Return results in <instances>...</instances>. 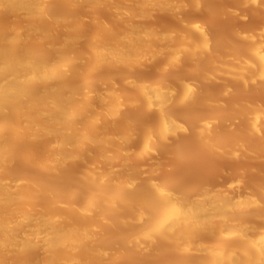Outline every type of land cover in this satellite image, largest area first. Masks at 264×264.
Instances as JSON below:
<instances>
[{"label": "bare ground", "instance_id": "6f19581e", "mask_svg": "<svg viewBox=\"0 0 264 264\" xmlns=\"http://www.w3.org/2000/svg\"><path fill=\"white\" fill-rule=\"evenodd\" d=\"M14 14L26 22L24 29L11 22L4 23L5 15ZM33 17L44 18L55 26L67 27L70 22L68 15L55 12L50 2L0 0V264H102L106 248H91L89 242L103 238L102 229L116 223L134 229L129 238L119 234L128 248L139 245L142 251L139 238L147 242L157 238L172 242L184 253L192 251L180 239L190 240L194 232L217 224L219 231L215 240L223 243L204 251L200 256L204 264H264V234L252 238L241 224L233 223V214L229 213L233 203L228 194L207 192L201 186L182 188L180 183L186 179L183 177L153 180L139 179L136 170L129 177L118 173L117 168L128 165L126 146L132 137L133 124L145 132L144 137L134 138V143L139 144L138 152L146 156L154 153L157 145H164L170 136L187 134L184 126L176 121L174 108L188 104L192 95L188 92L192 90L183 86L187 91L178 93L174 86L161 82V78L171 75L166 67L158 71L159 79L155 81L149 82L144 77L125 78L128 87L122 95H117L120 87L113 78L120 66L128 63L125 73L130 74L139 64V57L144 56L147 64L161 54L148 45L153 34L128 26L124 34L114 37V47L89 44L90 55L85 65L97 81L108 83V89L95 94L100 101L96 104L98 111L87 119V129L74 133L78 118L88 109L80 101L90 97L91 87L80 89L71 83L75 71H70L72 59L67 57L70 43L66 39L60 46L48 43L49 38ZM104 29L109 30L111 26L106 25ZM100 30L97 27L94 31L95 37L100 36ZM193 31L205 36L201 47L207 49L204 27L195 24ZM166 36L169 40L173 34ZM180 37L175 51L164 53L172 67L181 65L184 40L189 45L188 57H196L195 39ZM75 74L80 79L87 78L82 71ZM171 77L180 83L176 75ZM133 104L138 106L134 113L127 108ZM148 112L154 113L155 125H150ZM101 124L104 130L91 135L90 130ZM6 135L12 136L19 148L44 145L40 155L32 152L23 155V159L35 162L36 173L24 174L17 170L11 145L4 141ZM45 138L50 139L46 144ZM76 140L79 146L72 150ZM116 146L124 157L114 166L109 163L107 151ZM91 147L103 164L77 165L74 158L84 156ZM144 173L152 176L154 170ZM71 189L74 190L70 192ZM172 190L198 191L190 199L186 193ZM80 193L90 199L79 208L69 202ZM37 201L42 207L36 206ZM260 201L255 198L253 206L262 207ZM191 202L193 206L187 210ZM247 203L244 197L237 201L239 206ZM58 210H62L61 215ZM91 210L97 212L96 219L86 216ZM120 210L130 211L132 217H117L115 214ZM89 228L95 232L89 233ZM231 228L232 231H226ZM235 241L239 245H233ZM37 253H42V259L34 256ZM109 264H114V260Z\"/></svg>", "mask_w": 264, "mask_h": 264}, {"label": "rangeland", "instance_id": "374dc122", "mask_svg": "<svg viewBox=\"0 0 264 264\" xmlns=\"http://www.w3.org/2000/svg\"><path fill=\"white\" fill-rule=\"evenodd\" d=\"M36 1L50 2L55 12L68 15L70 22L67 27L55 26L41 17H33L32 20L38 22L40 30L42 27L49 38L48 43L60 46L65 39L68 40L71 50L67 57L72 59L70 71H82L87 75L83 80L74 72V76L70 78L71 83L80 89L89 86L92 90L87 100L80 101L88 109L78 118L79 124L73 132L81 133L87 129V119L94 117L98 111L96 104L99 100L95 98V94L108 89V83L97 81L95 74L85 65L90 55L89 44L114 47V37L124 34L128 26H134L140 32H151L154 38L148 41V45L161 54L151 58L147 64L144 56L139 57V64L130 74L125 73L128 63L120 66L116 70L118 75L113 78L120 87L117 95H122L127 89V79L144 77L149 82L155 81L159 79L158 71L166 67L171 75L179 78L180 83H175L170 74L161 78V82L174 86L178 93L187 91L183 90V86L192 90L188 92L192 94L189 103L174 108L176 121L184 126L187 134L170 136L164 145H157L155 152L146 156L143 152H138L139 144L134 143V138L144 137L145 132L137 124H133L132 137L126 146L128 165L117 168L118 173L129 177L130 172L136 170L139 179L153 180L170 176L175 179L183 177L186 179L180 183L182 188L201 186L207 192L226 193L232 198L233 208L229 213L233 214V223L241 224L252 238L264 234V0ZM99 9H102L101 12ZM113 11L119 14L115 15ZM129 11L131 13L128 16ZM16 16L18 15H5L4 23L11 22L24 29L26 22ZM195 24L205 29L207 49L201 47L205 36L193 31ZM106 25L111 26V29H104ZM97 27L101 29L99 37L94 36ZM171 33L172 41L166 36ZM6 34L9 35L10 32ZM34 34L37 35L35 32ZM27 35L32 37L29 33ZM181 35L195 39L196 57H188L186 51L189 45L184 40L180 50L181 65L172 67L164 53L175 51V43L181 39ZM157 36L159 40L155 38ZM127 108L134 113L138 106L133 104ZM147 115L150 125H155L154 113L148 112ZM198 120L200 121L197 122ZM104 127L103 124L98 125L90 130V134L95 135L103 131ZM4 141L11 145L15 154L13 164L17 170L24 174L36 173L35 162L23 159V155L27 152L40 155L44 151V145L34 148L24 145L19 148L9 135L4 137ZM49 141V138L44 139L45 144ZM78 146L79 141L76 140L71 149ZM118 151V146L108 149L111 165L116 166L123 160L124 156ZM95 155L96 151L91 147L84 156L76 157L73 161L77 165L93 162L101 166L103 163ZM148 170H154V174L145 175L144 172ZM38 173L41 174L40 171ZM172 191L186 193L188 198L194 199L198 190ZM243 197L248 203L239 206L237 201ZM255 198L261 200L262 207L253 206ZM89 199L87 194L80 193L73 202H67L80 208ZM35 203L37 207H42L39 201ZM192 206L191 202L186 206L187 210ZM57 213L61 215L62 210ZM115 215L132 217L130 211L123 210ZM224 215L226 216L222 214ZM86 216L94 219L98 217L94 210ZM88 231L91 234L95 232L90 228ZM133 231L131 227L116 223L103 228L104 237L92 239L89 247L106 248L102 264H109L112 259L114 264H204V260L200 258L204 251L212 249L219 242L223 243L222 240H215L219 226L211 224L203 231L194 232L190 240L180 239L187 243L192 253L181 252L172 242L157 238H153L151 242L139 238L138 241L143 246L141 251L142 247L139 245L138 248H128L119 236L125 234L129 238ZM233 245H239V241L233 242ZM41 254L34 256L40 260Z\"/></svg>", "mask_w": 264, "mask_h": 264}]
</instances>
